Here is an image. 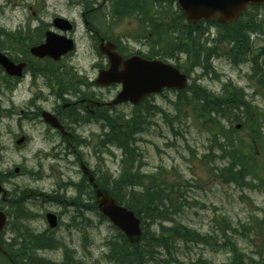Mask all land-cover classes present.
<instances>
[{
	"label": "rangeland",
	"instance_id": "obj_1",
	"mask_svg": "<svg viewBox=\"0 0 264 264\" xmlns=\"http://www.w3.org/2000/svg\"><path fill=\"white\" fill-rule=\"evenodd\" d=\"M101 2L102 0H0V30L6 34H18L30 29V37L19 42L20 48H17L21 50V46L25 43L36 39V22L32 20L30 13L27 14L28 6H32L35 11L36 8L42 9L43 18L58 14L71 19L77 18L78 8L94 7ZM106 3L105 10L111 11L113 0H107ZM139 8L145 17L149 16L147 10L152 11L157 8L159 14H164L159 18L167 17L170 21L154 30L153 24L148 22L145 30L134 17L111 16L106 11L100 28L102 34L122 37L131 49L130 52L137 51L147 56L159 54L160 50L165 52L161 53L163 59L167 58L165 60L170 63L186 67L189 70L190 83H195L197 87L214 96H224L226 83L229 88L244 89L242 91L246 95L247 109L255 111L256 114V118L252 117L253 123L247 120L245 126L237 129V125H242L245 121L241 114L238 117L240 122L232 121V124H229L227 121H222V124L224 129L232 131L234 139L242 147L250 145L248 136L252 130L259 131V134L252 135L257 138L261 136L264 144V86L262 85L263 87L257 92L245 87L246 82L242 78L245 69L241 68L242 65L233 67L230 58L224 55L227 54L228 47L234 45L231 40L221 38L226 34L225 30H219L210 24L202 25L203 29L195 33L196 42L201 45L204 43L202 47L205 48V52L199 56L208 54L210 61L208 60L206 69L194 66L189 68L185 65L184 55H178L179 59L175 56L167 57L168 54L173 55L175 42L177 43L175 37H178L174 29L169 26L181 24L177 20L175 4L172 3L167 7L160 3L157 6L153 0H140ZM240 21L245 25L264 23V9H248ZM77 29L82 33L80 22ZM160 29L167 31V38L162 40L159 46L155 45L153 40L146 41L151 39V35L160 36ZM140 34L145 40L139 44L134 43V39L141 37ZM79 39L81 41H77L75 53L70 54L66 64L77 73L76 78H80L84 83H90L96 76L93 66L97 63L105 65L106 60L96 49L89 47L83 41L84 38L79 37ZM9 41L11 39H5L4 35L0 37L2 51L7 55L18 57L20 52L16 54L4 46ZM144 45L147 47H142ZM240 46L238 48L232 46L237 51L234 55L247 57L249 48L248 50L245 48L246 52L242 53ZM260 47L264 49L263 43ZM190 56L196 59L197 54L190 52ZM259 61L264 63V57ZM194 62L191 61L192 64ZM262 65H257L259 68L261 66L259 70L264 68ZM3 76L0 72V109L2 110L0 112V172L7 174L6 181L2 185L8 191V197L14 190L20 189L24 190V194L28 191L40 194L29 199L25 198L26 209L35 216L32 221L24 224L35 235L44 233L48 235L47 238H53L57 245L55 250H36L34 252L36 261L58 264L64 257H70L74 264H114L107 258L109 253L107 243L110 240L114 243L118 242V232L95 210L77 205L74 198L79 196L84 204L89 203L88 199H90L88 188L84 184L78 186L81 184L82 175L77 158L90 167L99 180L103 178L102 181L109 185L122 173L124 159L122 151L115 146L104 147L100 144L104 130L98 124L79 122V125L71 126L74 127L77 135L76 154H69L60 137L35 116L36 107L51 111L57 105L53 91L47 85H43L45 81L41 78L36 80L31 72L25 73V77L16 83H13L14 79H5ZM260 79H262L261 72L257 83ZM74 80L73 78V83H76ZM254 80L256 82V76ZM89 90L103 95L105 101H109L118 91V87L113 86L100 91L92 86ZM68 100L74 101L76 98L74 95H69ZM175 101L176 93L169 90L148 99V105L145 103L140 108L143 110L144 107L150 106L155 112L148 119L146 118L145 130L136 136L135 146L139 158L134 167L138 169L140 175L161 173L166 181V185H162V190L168 193L169 186H174L181 196L178 200L180 208H169L168 202H165L164 207L160 208V211H164L157 212L162 213L163 218H144L145 233L148 232L149 235L153 234L159 238L161 228L180 224L203 235L208 239V243L185 242V240L170 242L167 248H153L150 253L152 259L150 260V254H147L145 264H232L233 253L229 252L226 246L229 238L238 239L235 243L241 260L246 264H254L253 261L258 259L256 253L258 249L253 245L251 232L245 230L242 225L250 224L251 229L259 226L264 233V181L263 184H257L256 180H253L252 182L257 184L255 188L259 187L255 190L240 189L234 184L218 181L214 176L216 173L214 169L221 168L225 163L217 158L220 152L215 151V156L214 154V157L210 156L212 142L208 125H201L191 112L192 118L178 111ZM25 111L30 119L23 118L22 113ZM108 113L112 116H122L126 120L132 116L133 110L130 105H121ZM21 136L26 137V143L16 147L15 141ZM253 145L254 147L249 150L256 153L260 167L264 168L262 144L257 139ZM15 168L19 169L18 173H14ZM140 189V187L135 188L137 191ZM173 198L177 200V195L174 194ZM0 208L6 210V205L1 201ZM46 212H53L59 217L58 228L48 229L44 220ZM223 220L234 229L225 226ZM9 227L5 229L4 240L18 246L23 240L19 236L16 238L8 230ZM148 247L149 245H146L144 249Z\"/></svg>",
	"mask_w": 264,
	"mask_h": 264
},
{
	"label": "trees",
	"instance_id": "obj_2",
	"mask_svg": "<svg viewBox=\"0 0 264 264\" xmlns=\"http://www.w3.org/2000/svg\"><path fill=\"white\" fill-rule=\"evenodd\" d=\"M139 1L140 0H113V2H115V7L125 8L127 11L133 10L139 6ZM168 1L170 3V0ZM182 17L183 16L180 15V18ZM192 31V28L185 26L184 43L179 44L175 42V51L184 52V54H186L185 65L189 68L201 66L206 69L209 60L208 54L203 57L199 56L205 52V48L202 47L199 42L198 45H194L192 41ZM233 33L235 46L239 47L241 31L235 30ZM0 34V37L4 34L5 39L8 40L16 39L19 40V42L25 41V38H19L20 34H6L3 30H0ZM190 52L197 54L196 59H192ZM165 55L167 56V54ZM191 61H195L193 64L197 63V65H193ZM201 63L202 65H200ZM263 66L264 63L262 67ZM178 67L186 74L189 73L186 67L179 64ZM263 69L261 71V82H264ZM223 94L224 96H214L195 85H190L187 90L178 92L175 106L178 111H181L188 117L192 118L191 114H194L195 120L201 125H208V131L211 134L212 142L210 147L212 155L210 154V156L214 157L215 154L213 156V153L215 151L220 152L217 158L225 163L221 168L214 169V171H216L214 175L215 178L222 183L234 184L239 188H253L256 186V184L252 182L253 180H256L257 184L264 181V168L260 167V161L257 159L256 153L249 150V148L254 147L253 144L258 139L264 151V144L261 136L257 138L252 135L259 134V131L255 132L252 130L248 136L250 145L248 147H242V145L234 139L235 137L232 135V131L224 129L222 121H227L229 124H232V121L233 123L240 122L238 117L242 114L243 120L245 121L242 122L241 126H245L247 120L253 123V118H256V114L255 111L247 109L248 104L245 103L244 97L239 91L234 90L232 93L224 92ZM140 108L141 107L134 109L132 116L126 120L119 115L112 116L105 114L104 126L106 131L104 134V144L114 145L121 149L124 159L122 161V173L119 178L113 180L109 185L105 183L101 185V187L108 190L120 204H123L133 211L136 216L142 220L143 224L146 225L144 220L145 217L163 218L162 213L158 214L157 212L164 211H160V208L164 207L165 202H168L167 205L169 208H180V202L178 200L181 196L174 186H169L168 193L162 190V185H166V181L161 173H158V175H140L138 169L134 167L139 158V153L135 146L136 136L145 130L144 124L146 118L148 119L151 114L155 112V109L150 106L144 107L143 110H140ZM262 157L264 159V152ZM6 177L7 174H2L0 172V183L5 182ZM247 178L250 179L248 182L246 181ZM136 187H140L141 189L137 191L135 190ZM24 193V190L21 189L14 190L9 194L5 202L7 213L10 218L8 223L10 225L9 230L15 237L19 236L23 241L17 247L9 244L4 248L10 256L11 261L0 255V264H45V262L36 261L34 252L39 249H57L56 241L53 238H47L46 236L48 235L44 233L35 235L32 233L33 231L24 224V222H30L33 219V215L30 214L25 207ZM89 193L91 194V192ZM174 194L177 195V200H174ZM92 207H94V204L89 205V209ZM166 220H168V218ZM223 222L225 226L227 225L228 228L232 229L227 221L223 220ZM242 227L251 232L253 245L258 249L256 251L258 259L253 261V263L264 264V233L262 232V228L258 226L256 229H251L250 224L242 225ZM177 240L208 243V239L203 235L183 227L180 224L161 228L159 238L153 234L149 235L148 232L145 233L144 228L141 242L136 245H130L121 234H119L118 242L114 243L112 240L108 241L109 253L107 254V258L114 264H145V257L152 252L153 248H167V245L171 244L170 242H175ZM236 240L238 239L229 238L226 243L228 251L233 253L232 263L242 262L236 247ZM146 245H149L148 249H144ZM149 259H152L151 254ZM58 264H74V262L70 257H64L63 261Z\"/></svg>",
	"mask_w": 264,
	"mask_h": 264
},
{
	"label": "water",
	"instance_id": "obj_3",
	"mask_svg": "<svg viewBox=\"0 0 264 264\" xmlns=\"http://www.w3.org/2000/svg\"><path fill=\"white\" fill-rule=\"evenodd\" d=\"M177 3L184 12L186 21L190 24H197L202 20L209 21L217 15V23L224 25L235 22L248 4L264 5V0H177ZM55 24L62 30L71 28L69 22L64 19H57ZM71 49L72 43L70 40L68 41L64 37L52 38L47 35L45 43L32 47L30 53L38 58L49 56L56 60L61 54ZM113 49L114 45L109 42L100 43L99 50L108 58L110 67L101 71L96 81L98 85L102 86L117 83L121 85V91L115 100L111 102L112 105L124 102L137 105L147 95L160 93L164 88L176 90L186 88V76L172 65L156 60H143L139 56H132L127 60H123ZM0 66L9 76L20 77L24 64L15 65L0 53ZM119 66H122V68L119 69ZM90 105L100 104L90 102ZM42 119L51 127L60 128L56 118L49 113L43 112ZM23 142L24 138L22 137L16 141V144L21 145ZM81 169L93 186L99 211L124 233L130 243H138L141 237L139 219L131 211L118 205L106 191L99 189L94 183L90 171L84 165L81 166ZM17 171L15 169V172ZM1 194L2 200H4L6 192L0 185ZM46 221L50 228H55L57 225L56 216L53 214H46ZM5 222L6 216L0 211V232ZM0 251H2L1 243Z\"/></svg>",
	"mask_w": 264,
	"mask_h": 264
},
{
	"label": "flooded vegetation",
	"instance_id": "obj_4",
	"mask_svg": "<svg viewBox=\"0 0 264 264\" xmlns=\"http://www.w3.org/2000/svg\"><path fill=\"white\" fill-rule=\"evenodd\" d=\"M154 10L158 11L157 8H155ZM42 11H43L42 9H37V8L35 11L32 6L27 7V14L30 13L31 16L33 17L32 20L36 22L35 25L36 46L44 42L47 32H52L55 35H62L72 39V41L75 44L77 43V41H81L79 37H82L84 38L83 41L89 47L96 50L101 41L113 42L115 44L117 53L123 58H127L131 55L137 54V51L130 52L131 49L128 47V44L122 40V37H118V38L109 37L102 34L100 28L102 27V23H103L104 12L107 11V13L109 14L110 12L109 9L105 10V8L96 7V6L78 8L77 18H71V19L60 16L58 14H54V15L52 14L47 18H43L41 16L43 15ZM137 12H139V9L137 10ZM57 17L68 19L72 24V30L68 33L61 32V30H59L55 25V19ZM78 22H80L82 25V33H80L77 29ZM236 28H238V31H241L240 35L242 39L240 40V42L243 43L242 53H245L246 52L245 48L248 50L249 47V51H247L248 58L245 55H243L242 64H240L242 65L241 68L245 69V72L242 73V78L246 82L245 87L247 89L251 88L254 89L253 92H257L259 91V88L261 89L263 87L259 82L257 83V78L262 70H259L261 67L259 68V66L257 67L256 65L258 64L262 65L263 63V62H259V59L261 60L264 57V49L263 47H260L261 43H263L264 45V27L261 24H256V25H237ZM164 30H165V26H164ZM247 31H249V33ZM166 38H167V31H165V33L161 36L156 35L153 37L151 35V39H147L146 41L153 40L154 44L159 46L160 42L162 40L164 41ZM126 39L128 41L127 37ZM143 40L145 39L139 37L138 39H134L135 41L134 43L138 42L139 44L142 43L141 41ZM142 47H147V46L144 45ZM235 50L236 49L230 48V53L234 55L237 52ZM75 51L73 53H75ZM0 52L3 51H1L0 49ZM23 53L24 54L20 52L19 53L20 55L14 58L12 57V55L10 56L14 60H16L15 63L23 62L26 64V67L28 66V68H30L29 65L32 64L31 69L34 78L36 80L37 78L43 79L45 81L43 85L44 86L47 85L53 91L52 94L57 98L56 99L57 105L53 107L50 113H52L58 119L60 124L63 126L64 130L71 135L72 140H74V142H76L77 135L74 127L71 126H76L77 124L79 125L80 123H87V124L96 123L99 125V127L102 126L105 115V109H111V106L92 108L90 105H88L87 102L84 101L92 100L97 104L99 103L103 105L106 104L108 101H105L103 95H99L98 93L89 90V88L92 86L100 91H103L104 88L96 87V85L94 84V79L90 83H84L80 78H76L78 76L77 73L66 64L68 58L70 57V54L60 57V59L57 61H53L50 58H43V59L33 58L29 55V53L27 54L25 50H23ZM149 59L152 60L154 58H149ZM105 67H107V62L105 65L97 63L93 66V70H95L97 73L99 70ZM254 74L256 76V82L254 80L255 77ZM73 78L77 80L76 83H73ZM37 86L38 85L36 84V87ZM82 87H84V89H82ZM115 87L119 88V86H115ZM241 90L244 89L241 88ZM69 95H74L76 100L69 101L68 100ZM153 97L154 96H150L148 99H151ZM40 112L41 109L36 107L35 113L38 119L40 117ZM53 132L60 137L61 141L64 144L66 143L65 150L69 152V154L71 155L76 154V151L73 148L74 144L70 145L69 143L68 135L62 137L58 131H53ZM80 161L81 159L77 158V162L80 163Z\"/></svg>",
	"mask_w": 264,
	"mask_h": 264
},
{
	"label": "bare ground",
	"instance_id": "obj_5",
	"mask_svg": "<svg viewBox=\"0 0 264 264\" xmlns=\"http://www.w3.org/2000/svg\"><path fill=\"white\" fill-rule=\"evenodd\" d=\"M107 4V3H106ZM259 24V23H258ZM263 27H264V25H263ZM263 29V28H262ZM24 32V31H23ZM248 33H249V31H247ZM256 33V32H255ZM259 33V32H258ZM198 34V33H197ZM201 34V33H200ZM1 35V34H0ZM4 35V34H3ZM249 35V34H248ZM252 35V34H251ZM199 36V35H198ZM202 36V35H201ZM255 36V35H254ZM5 37V36H4ZM7 38V37H6ZM198 38V37H197ZM208 38V37H207ZM201 41V40H200ZM204 44V43H203ZM202 44V45H203ZM208 44V43H207ZM206 46V45H205ZM210 46H212V45H210ZM249 48V47H248ZM213 49V48H212ZM251 50V49H250ZM249 51V50H248ZM224 56V55H223ZM226 57V56H225ZM243 57V56H242ZM216 58V57H215ZM248 58V57H247ZM212 59V58H211ZM227 59V58H226ZM229 59V58H228ZM210 61V60H209ZM260 62V61H259ZM262 62V61H261ZM253 63V62H252ZM255 64V63H254ZM257 66V65H256ZM261 67V66H260ZM264 67V66H263ZM253 70H254V68H253ZM250 72V71H249ZM254 72H255V70H254ZM249 74H251V73H249ZM260 74V73H259ZM260 76V75H259ZM11 82V81H10ZM242 99H243V97H242ZM133 114V113H132ZM67 142V141H66ZM74 155V154H73ZM90 168V167H89ZM91 169V168H90ZM80 188V187H79ZM81 190V189H80ZM79 190V191H80ZM41 234H43V233H41ZM9 239V238H8Z\"/></svg>",
	"mask_w": 264,
	"mask_h": 264
}]
</instances>
